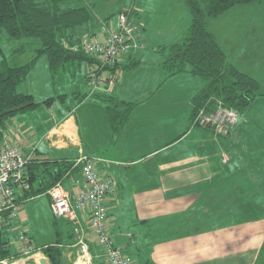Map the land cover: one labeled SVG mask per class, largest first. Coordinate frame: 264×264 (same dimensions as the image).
<instances>
[{"label":"crops","instance_id":"1","mask_svg":"<svg viewBox=\"0 0 264 264\" xmlns=\"http://www.w3.org/2000/svg\"><path fill=\"white\" fill-rule=\"evenodd\" d=\"M83 1L81 7H87ZM240 6L242 4L211 18L208 29L215 35L227 62L255 76L252 67L245 69L236 56L244 52V62L250 63L260 59L259 48L264 44V27L255 26L252 33L241 27L244 26L239 21L241 15L236 13ZM129 7L134 9L133 20H140L144 25L141 43L140 47L125 56L124 69L109 90V95L117 105L120 102L131 104L127 115L124 116L122 105L114 112L118 115L115 117L117 123L107 116H103L97 124L92 119L85 121L98 128L97 139L92 138L91 141L89 128H86L88 123L79 121L72 110L60 112L62 118L56 117L50 128H43L33 118L35 123H32L27 112L16 116L12 124L14 128L9 130H12L15 140L18 136L24 137L23 148L31 158L76 161L88 155L96 161L102 173L115 176L117 188L107 201L110 231L115 244L124 247V252L133 259L134 264H146L148 261L153 264H214L215 254L203 243L214 241L218 227L227 224L226 220H222L223 224L203 220L198 224L184 218L187 214L191 217L194 211L196 214L209 209L220 210L219 207L224 211L264 210V155L260 153L264 146V117L260 118L261 108L252 110L253 103L246 109V113L240 114L238 124L229 135L219 136L210 128L193 126V100L206 87L207 81L188 70L175 72L174 63L169 61L172 56L170 48L185 40L192 24V14L186 1L134 0L132 4L123 5L120 10ZM231 13L234 14L229 17ZM234 16H237L233 21L237 26L234 29V40H221L216 35L222 36L217 23L227 17L232 23ZM101 20L102 17L93 18L92 30L102 29ZM98 24L99 30L96 28ZM87 25L89 28L90 25ZM247 34L252 35L249 40L245 37ZM244 43L252 47L250 52L244 51ZM137 61V65L128 67ZM255 103L258 104L259 100ZM83 142L100 144L89 153L90 149ZM223 157L228 158L226 162ZM251 163L256 167V174L250 175L247 172ZM70 178L82 180L81 171H74L64 183V187L73 196L74 185ZM192 200L196 205H190L187 209L188 206L184 204ZM37 205L44 214L52 217L48 193L27 200L18 217L12 221L16 236L12 245L19 256L5 259L3 264H41L43 258L46 264H51L41 248L57 241L65 246L64 264H108L102 246L95 241L87 219L82 216L78 217L76 225L89 244L90 259L80 255L72 221V238L68 236L65 241H44L41 236L31 233L28 224L18 231L16 228L23 218L27 222L31 220ZM171 215L176 216L177 225L171 226L175 221L170 219ZM161 217L164 220H158ZM246 221H242L241 225ZM156 222L167 229L170 242L153 249L152 256L146 255L137 247L140 228L135 226V231L132 226L141 223L145 234L144 228ZM202 224L209 226L208 230L201 231ZM59 228L58 224V234ZM21 231H26L27 236L40 249L29 254L19 252ZM226 257L231 264L234 255L227 254Z\"/></svg>","mask_w":264,"mask_h":264},{"label":"trees","instance_id":"2","mask_svg":"<svg viewBox=\"0 0 264 264\" xmlns=\"http://www.w3.org/2000/svg\"><path fill=\"white\" fill-rule=\"evenodd\" d=\"M185 1L192 14V24L185 40L170 48L172 56L169 61L174 63L175 72L188 70L207 81L206 87L193 100L195 108L192 124L201 127L197 123V116L203 108L211 111L221 103L241 114L254 100L264 96V92H260L261 84L257 79L227 62L225 53L215 35L208 29V22L211 18L221 15L233 6L258 3L264 7V0ZM67 3L69 0H0V145L7 138L13 136L12 130L9 129L14 128L12 125L15 122L14 118L20 114L37 109L41 105L53 108L55 111L53 120L52 115L44 114L46 118L44 120L50 122L48 128L55 123L56 117L61 119L63 116L60 113L63 111V107L56 109L54 106L55 103L62 101L60 103L65 107L63 100L66 95L49 97L44 101L37 102L32 94L18 91V86L27 79L41 55L48 58L53 76L61 70L67 69H70L73 75L72 66L75 69L77 63L79 65L85 63L87 69L85 68L86 72L83 74V78L90 88V94L88 93L86 98L90 95L107 97L108 101L116 102L109 95L112 86H110L109 78L118 75L116 81L119 79V75L124 69L123 60L127 54L114 64L103 66L101 70L94 69L92 66L98 62V59L86 53L82 43L87 37L110 30L104 27L118 26V23L112 17H108L101 20L103 31L92 30L94 16L89 7H67ZM124 9L119 11L118 22ZM87 24L90 25L89 28ZM6 44H11V46L4 50ZM30 47H36V55L25 64L16 63V59L23 57L26 49ZM7 51L10 54H7ZM138 61L128 67L137 65ZM93 73L99 80H104V83L99 84L97 88H93L90 81ZM122 105L123 114L126 116L131 104L120 102L119 105L116 104V107ZM116 109L111 107L107 111L112 121L118 116L114 114ZM66 110L72 109L67 107ZM117 121L115 120L114 123ZM118 126L120 127L121 123ZM219 134V136H223L221 133ZM75 163V161L67 160L31 158L27 169L31 187L22 191V196L16 198L17 202L23 206L27 200L39 194L48 193L58 183L64 184L66 179L79 169ZM13 220L14 218H11L8 212L0 214V260L19 256L16 248L12 245V240L15 237ZM69 236L72 238L71 234ZM32 243L35 251L40 249L35 246L33 241ZM116 246L120 245L116 244ZM120 247L125 257L131 261V264H134L133 259L124 252V247ZM41 250L49 258L51 264H64L65 246L61 242L48 244ZM146 264H153V262L148 261Z\"/></svg>","mask_w":264,"mask_h":264},{"label":"rangeland","instance_id":"3","mask_svg":"<svg viewBox=\"0 0 264 264\" xmlns=\"http://www.w3.org/2000/svg\"><path fill=\"white\" fill-rule=\"evenodd\" d=\"M83 2H84V6L89 7V10L92 11L94 19L102 17L103 20H105L108 17H112V19L116 23H118L120 8L125 4H132L134 0H84ZM67 6L74 8L81 7V0H69ZM236 13L239 14V16L241 15L239 21L244 24V26L241 27H244L245 30L248 29V31L252 33V31L256 28L255 26L264 27V7L262 5L258 3H252L250 5L242 4V7L240 6L237 9ZM233 14L234 13H231L229 17H232ZM229 17L222 18L217 23V25L219 26L218 31L222 36H220L216 32L215 33L218 36V38H220L221 40L222 38L223 39L228 38L230 41L234 40L233 39L234 37L233 34L235 33L234 29H237V26L233 21L237 16L233 17L232 23ZM136 23H138V29L135 39H133L134 40L133 50H130L126 54H129L131 51H135L134 50L135 48L140 47L139 42L144 25L141 24L140 20L139 22L137 21L135 22L133 20L131 21V26L134 29L137 28ZM227 24H229L230 26H224ZM96 28L97 30H99L100 25L98 24ZM104 28L111 29V27L108 26ZM104 28H102L100 31H103ZM245 37L247 38V40H249L250 37H252V35L250 34L249 36L247 34ZM247 43H244L243 49L246 52L247 51L250 52L252 50V47L250 45L247 46ZM10 46L11 44H6L4 46V50L8 49ZM259 49H260V59L257 62H253V63L247 61L244 62V58H245L244 52L242 54H237L236 57L237 59H239L240 64L245 69L246 68L248 69L250 66L252 67L251 69L255 71L253 72L255 73L254 74L255 76L253 77L257 79L261 84L260 92H264V44H262ZM36 50H37L36 47L27 48L25 55L23 57L17 58L16 63H21V64L27 63L28 61H30V59H32L36 55L37 52ZM7 54H10V52L7 51ZM85 68H86L85 63H82V65H79V63H77L75 65L76 70L72 66L73 75L70 69H67V70H61L58 74H54L53 76V73L51 72L49 67L48 58L45 55H41L35 66L30 71L27 79L18 86V91L32 94L34 96L35 101L37 102L44 101L49 97H58L60 95H66L65 99L63 100V102L65 103V107L62 105V103H60L62 101L55 103L54 107L57 108L63 107V111H67L66 108L69 107L79 117V121L83 122L84 124H87L91 119L97 124L98 121H101L103 119V116L104 117L107 116L108 119H111L107 111L111 107H113L114 109L117 108L116 102L108 101L107 97H95L90 95L86 98V95L88 93L90 94V88L89 86L86 85L83 78V74L85 73ZM258 100L259 103L256 104L255 102H257ZM253 103L254 106L252 107V110L256 108H261L260 118H263L264 96L258 97V99L254 100L251 104ZM83 106H85V108ZM78 110H79V114H78ZM246 112L247 110L243 111V113ZM45 113L49 115H53L54 110L53 108L50 109L47 106L41 105L37 109L29 110L28 118L32 120V123H35V120L33 119H36L38 123L40 122L43 128H46L47 126L50 125V122L44 120ZM24 114H28V113H24ZM87 120L88 122H85ZM239 120H240V114H239ZM93 127L95 126L91 125L90 123H88V125L86 126V128H89V133H90L89 141H91L92 138L97 139V135H99L98 128L95 127V131H94ZM217 134L220 135L219 133ZM83 144L87 145V147L90 149L89 153H92V149L97 148L100 142H83ZM102 144L104 145V143ZM99 150L102 149L99 148ZM260 153L264 155V146H262ZM227 159L228 158H224V161L226 162ZM75 165L77 166V169L79 166L78 170H80V165L79 164L78 165L75 164ZM250 165L251 166L248 167L247 172L250 175L254 173L256 174L257 173L256 167L252 163ZM189 198L192 199L191 197ZM190 205H196V202L192 200V202L190 203L186 202L184 204V206L186 207L188 206L187 209H189ZM219 209L220 210L209 209L206 211L198 212L196 214L194 211L191 217H188L189 214H187L185 218L182 217L184 219H188L187 221L193 220L195 223L202 222L203 220L208 222L212 221V223L215 222L217 224H223L222 220L224 221L226 220L227 224L218 227L219 228L218 232L217 234H215V237L213 238L214 241L208 240L206 243H203L205 247L206 246L210 247V249L213 251L212 253L215 254L214 264H229L227 262V257H226L227 254L234 255V259L231 264H264V210L258 212L257 211L249 212V211H229V210L224 211L220 207ZM33 211L34 212H33V216L31 217V220H28L27 222L25 221L24 218L22 219V222L19 224L18 228H16L18 231L21 230L23 225L26 226L28 224L29 226H31L32 229L31 233H33L34 235L41 236L42 238H44V241L46 240L65 241L66 237L70 235L73 229V224L70 221L66 219H57L54 213L52 214V217L50 215L47 216L40 209L39 205H37V208L34 207ZM170 219L175 220L173 224L171 223V226L177 225L176 216L171 215ZM158 220H164V219L161 217ZM244 220L247 221L244 223V225H241L242 224L241 222ZM58 224L60 226L59 234H58V230H56ZM135 226L140 228V233L139 235H137V239H138L137 247L141 248V251L146 255L150 254L152 256L153 249H157L159 246L168 244L170 242V234L167 232L166 228L162 227L163 224L160 225V223L158 222H156L155 225L153 223L151 225L148 224L144 228L146 230L145 234H143L142 232L143 228H141V223L132 226V228L133 227L134 229L137 228ZM208 228L209 226L206 227V225L202 224L201 231H206L208 230ZM189 229L191 230V228ZM136 230L137 229H135V231ZM13 239L16 240V236ZM174 239H176V236ZM80 255H83L81 253V250H80Z\"/></svg>","mask_w":264,"mask_h":264},{"label":"built area","instance_id":"4","mask_svg":"<svg viewBox=\"0 0 264 264\" xmlns=\"http://www.w3.org/2000/svg\"><path fill=\"white\" fill-rule=\"evenodd\" d=\"M133 8H125L120 16L118 26L111 27L109 31L87 37L82 46L86 53L98 59L92 67L101 70L107 64H114L121 57L133 50L137 28L131 26L134 16ZM107 30V29H105ZM118 78V75L110 77V86ZM93 88L103 84L97 75H91ZM239 114L233 108L217 104L211 111L203 108L197 116V123L204 128H212L216 133L227 135L237 125ZM23 137L7 138L0 145V214L9 213L11 218H16L21 212L22 204L16 198L22 196L23 190L30 189V181L27 175L28 164L31 156L23 148ZM75 164L80 165L82 180L70 178L74 185V195L68 192L63 183H58L48 191L51 198V208L58 219L72 221L74 235L80 247L83 257L90 259V248L86 238L80 232L78 217L87 219L88 227L95 241L102 246L106 262L108 264H131L125 257L122 248L116 246L109 225L108 198L114 192L117 179L112 174L102 173L96 161L89 156L78 158ZM19 249L22 254H29L34 250L31 239L26 231L19 233ZM0 260V264H3Z\"/></svg>","mask_w":264,"mask_h":264},{"label":"water","instance_id":"5","mask_svg":"<svg viewBox=\"0 0 264 264\" xmlns=\"http://www.w3.org/2000/svg\"><path fill=\"white\" fill-rule=\"evenodd\" d=\"M41 264H46V259H45V258H43V259L41 260Z\"/></svg>","mask_w":264,"mask_h":264}]
</instances>
